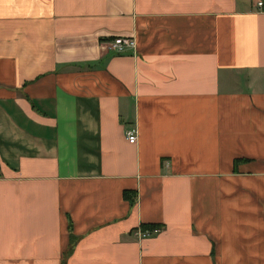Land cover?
I'll return each mask as SVG.
<instances>
[{
	"label": "crops",
	"instance_id": "1",
	"mask_svg": "<svg viewBox=\"0 0 264 264\" xmlns=\"http://www.w3.org/2000/svg\"><path fill=\"white\" fill-rule=\"evenodd\" d=\"M0 264H264V0H0Z\"/></svg>",
	"mask_w": 264,
	"mask_h": 264
},
{
	"label": "built area",
	"instance_id": "2",
	"mask_svg": "<svg viewBox=\"0 0 264 264\" xmlns=\"http://www.w3.org/2000/svg\"><path fill=\"white\" fill-rule=\"evenodd\" d=\"M262 5H263L262 2L258 3L259 7H262ZM135 48H136V41L135 39H132V38H115L110 43V49L119 54H123L128 50H134ZM125 137L128 143L130 144H135L137 142V134H136V131L133 129L126 130ZM158 232H159L158 230L152 233L146 232V233H142V235L145 237H148Z\"/></svg>",
	"mask_w": 264,
	"mask_h": 264
},
{
	"label": "trees",
	"instance_id": "3",
	"mask_svg": "<svg viewBox=\"0 0 264 264\" xmlns=\"http://www.w3.org/2000/svg\"><path fill=\"white\" fill-rule=\"evenodd\" d=\"M236 162H238V161H236ZM123 197H124V200L129 201L130 203H133L134 198H136V194L132 193L131 191H126L123 193ZM162 228H163V226L158 225V224L142 225L141 226V232L142 233H146V232L152 233V232L157 231V230L160 232V230Z\"/></svg>",
	"mask_w": 264,
	"mask_h": 264
}]
</instances>
